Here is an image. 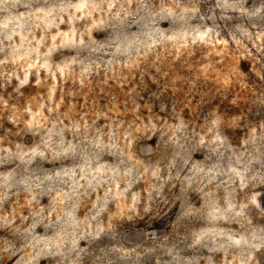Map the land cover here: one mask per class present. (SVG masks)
Masks as SVG:
<instances>
[{
	"label": "clouds",
	"instance_id": "obj_1",
	"mask_svg": "<svg viewBox=\"0 0 264 264\" xmlns=\"http://www.w3.org/2000/svg\"><path fill=\"white\" fill-rule=\"evenodd\" d=\"M0 264H264V0H0Z\"/></svg>",
	"mask_w": 264,
	"mask_h": 264
}]
</instances>
